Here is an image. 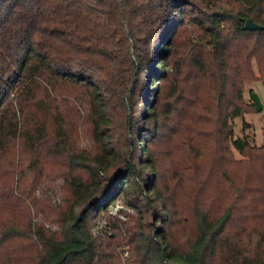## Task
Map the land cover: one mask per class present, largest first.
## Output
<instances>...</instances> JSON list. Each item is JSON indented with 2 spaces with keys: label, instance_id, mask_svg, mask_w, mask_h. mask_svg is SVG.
I'll return each mask as SVG.
<instances>
[{
  "label": "trees",
  "instance_id": "1",
  "mask_svg": "<svg viewBox=\"0 0 264 264\" xmlns=\"http://www.w3.org/2000/svg\"><path fill=\"white\" fill-rule=\"evenodd\" d=\"M248 19L264 0H0V264H264Z\"/></svg>",
  "mask_w": 264,
  "mask_h": 264
},
{
  "label": "rangeland",
  "instance_id": "2",
  "mask_svg": "<svg viewBox=\"0 0 264 264\" xmlns=\"http://www.w3.org/2000/svg\"><path fill=\"white\" fill-rule=\"evenodd\" d=\"M222 1V0H221ZM219 4H224L223 3H219ZM256 94L259 99L260 102L262 104V109L261 110H257L256 109V103L253 100V95ZM244 95H245V100L246 102L249 104V113H245L242 115L237 116L234 119V138H238L239 136H242L244 133H249L255 140V143L260 145L264 142V84L261 81H252V82H248L246 83V87H245V91H244ZM148 107V106H147ZM245 123H249L250 126L246 129V131L244 130V126ZM135 144L136 146L138 145V143L140 142V140L136 139L135 140ZM167 145H168V141L164 140L161 144H160V148H165L167 149ZM236 156L239 157V153L237 151H235ZM175 155H181V150H178L177 152L173 153ZM144 156L143 153H140L139 157ZM183 159V158H182ZM43 163L45 165H38V163ZM33 162L37 163V166H43L44 169H48L50 170V172H52V177L49 181L48 184L41 186V188L44 190V192H49L51 189V185L52 182L54 181V179L56 177H58V179L60 178L57 174V169L59 167V165L57 164V162L54 159H49L44 161L43 159H36L33 160ZM50 178V176L47 177V179ZM42 182V177L41 174L39 172H37L36 175V183L35 186L38 188V186L41 184ZM40 189L38 190L39 193ZM37 193V194H38ZM69 194V192L67 190H65V192H63V195ZM120 210L123 211H127V212H133V209H131L130 207H127L122 201H117L115 205L111 206L110 211L111 214L114 216H117L119 218L123 219H127V217L124 215V213L122 214V212ZM33 220H37V221H42L41 217L36 218V216H33ZM106 219H100V222L105 221ZM56 228V227H54Z\"/></svg>",
  "mask_w": 264,
  "mask_h": 264
},
{
  "label": "water",
  "instance_id": "3",
  "mask_svg": "<svg viewBox=\"0 0 264 264\" xmlns=\"http://www.w3.org/2000/svg\"><path fill=\"white\" fill-rule=\"evenodd\" d=\"M245 27L247 29H250V30H258V29H263L264 28V26L255 23L251 19H248L246 21ZM252 97H253L254 102L256 103V109L257 110H261L262 109V104L260 102L259 97L256 94H254Z\"/></svg>",
  "mask_w": 264,
  "mask_h": 264
}]
</instances>
